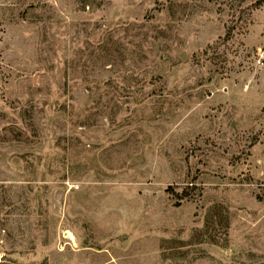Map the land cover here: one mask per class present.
I'll return each instance as SVG.
<instances>
[{
    "label": "rangeland",
    "instance_id": "obj_1",
    "mask_svg": "<svg viewBox=\"0 0 264 264\" xmlns=\"http://www.w3.org/2000/svg\"><path fill=\"white\" fill-rule=\"evenodd\" d=\"M262 55L264 0H0V264H264Z\"/></svg>",
    "mask_w": 264,
    "mask_h": 264
},
{
    "label": "bare ground",
    "instance_id": "obj_2",
    "mask_svg": "<svg viewBox=\"0 0 264 264\" xmlns=\"http://www.w3.org/2000/svg\"><path fill=\"white\" fill-rule=\"evenodd\" d=\"M68 235H69L70 239L74 241V237L70 232L68 233Z\"/></svg>",
    "mask_w": 264,
    "mask_h": 264
},
{
    "label": "built area",
    "instance_id": "obj_3",
    "mask_svg": "<svg viewBox=\"0 0 264 264\" xmlns=\"http://www.w3.org/2000/svg\"><path fill=\"white\" fill-rule=\"evenodd\" d=\"M261 60H264V55H262V56L260 57V61H261Z\"/></svg>",
    "mask_w": 264,
    "mask_h": 264
}]
</instances>
